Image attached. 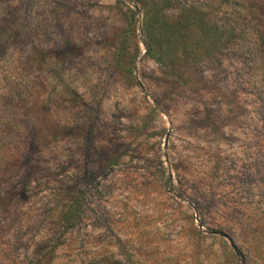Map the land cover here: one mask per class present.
Wrapping results in <instances>:
<instances>
[{"label":"rangeland","instance_id":"1","mask_svg":"<svg viewBox=\"0 0 264 264\" xmlns=\"http://www.w3.org/2000/svg\"><path fill=\"white\" fill-rule=\"evenodd\" d=\"M0 264H264V0H0Z\"/></svg>","mask_w":264,"mask_h":264},{"label":"trees","instance_id":"2","mask_svg":"<svg viewBox=\"0 0 264 264\" xmlns=\"http://www.w3.org/2000/svg\"><path fill=\"white\" fill-rule=\"evenodd\" d=\"M143 0H131L136 5L141 3ZM183 17L176 22H162L158 26L156 33L163 43H168L171 47H180L185 52L188 51V33L191 25V19L189 18V7L183 6L180 9Z\"/></svg>","mask_w":264,"mask_h":264}]
</instances>
